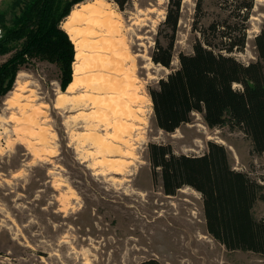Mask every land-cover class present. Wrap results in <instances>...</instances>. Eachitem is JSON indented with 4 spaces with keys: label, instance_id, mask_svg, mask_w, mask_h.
<instances>
[{
    "label": "rangeland",
    "instance_id": "obj_1",
    "mask_svg": "<svg viewBox=\"0 0 264 264\" xmlns=\"http://www.w3.org/2000/svg\"><path fill=\"white\" fill-rule=\"evenodd\" d=\"M11 1L0 5V12H10ZM169 1L129 0L122 8L116 0H105L120 15L125 29H132L127 39L137 56L138 82L124 98L133 111L120 119L122 129L107 126L105 116L113 124L119 121L113 107L56 108L58 94L67 90L60 87L59 67L48 61H31L19 73L14 89L1 100L0 264H143L152 259L160 264H264L259 255L231 252L208 234L198 191L184 187L176 195H166L153 180L150 143L171 145L178 155L202 156L207 143L214 141L229 150L235 170L264 183V154L251 153V142L243 132L228 127L209 129L199 114L172 134L156 127L149 88L178 68V55L192 52L195 37L192 24L198 0H182L172 70L154 62L157 41L166 44L160 26ZM214 11H218L216 6L208 2L205 14ZM263 22L264 0H256L248 45L234 55L244 64L256 60L255 36ZM8 57H0V65ZM125 65L134 69L133 61ZM21 73L24 78H19ZM26 84L35 91L31 98L41 114V127L52 130L48 142L39 143L35 135L41 132L33 121L36 113L19 107L24 96L31 95L22 92ZM80 112L88 118L79 119ZM97 127L101 135L109 132L126 143L111 140L114 147H97L83 137ZM103 161L122 165L112 167ZM255 213L264 218V202L257 203Z\"/></svg>",
    "mask_w": 264,
    "mask_h": 264
},
{
    "label": "trees",
    "instance_id": "obj_2",
    "mask_svg": "<svg viewBox=\"0 0 264 264\" xmlns=\"http://www.w3.org/2000/svg\"><path fill=\"white\" fill-rule=\"evenodd\" d=\"M85 1L12 0L10 12H0V57L9 56L0 65V102L14 89L23 68L36 60L56 64L60 87L68 89L76 48L62 25ZM116 1L123 8L129 0ZM210 1L218 11L207 15ZM255 6L256 0L197 1L192 52H181L178 68L149 88L158 130L175 133L199 114L209 129L243 132L251 153L264 154V22L255 36L256 60L244 64L234 56L248 45ZM181 10L182 0L169 1L160 26L166 44L157 41L152 55L156 64L171 70ZM207 146L205 154L196 156L150 143L155 184L172 196L184 187L198 191L208 234L231 252H252L264 259V218L255 213L257 203L264 202V183L235 170L224 145L209 141ZM143 264L160 263L152 259Z\"/></svg>",
    "mask_w": 264,
    "mask_h": 264
},
{
    "label": "bare ground",
    "instance_id": "obj_3",
    "mask_svg": "<svg viewBox=\"0 0 264 264\" xmlns=\"http://www.w3.org/2000/svg\"><path fill=\"white\" fill-rule=\"evenodd\" d=\"M80 26L84 27L80 28ZM62 27L76 47V58L73 64V82L66 92L58 94L56 108L82 110L89 105H93L100 110H110L113 107L114 111L112 113L115 116L118 115L119 121L113 124L105 116L107 126L122 129L123 124H120V119L124 116L126 117V112L132 114L133 111L132 107L124 102V98L130 96L128 90L133 89L135 83L138 82L135 75L137 56L132 54L131 43L127 39L129 32L133 34L132 29L130 31L125 29V24L120 15L105 0H94L91 3L80 5L78 9L72 11L71 15L64 21ZM117 36L121 38L116 40L111 38ZM90 37H98V39L90 41ZM138 39L142 41L144 38L139 36ZM140 45L143 46V43ZM105 52L110 53L112 56L106 57L100 54H105ZM128 61H131V63L133 61V70L126 68L125 64ZM108 73H114L116 76L111 77ZM24 77V74L21 73L19 78ZM119 87H124L125 90L120 92L118 91ZM27 91L31 95H25L24 103H20L19 107L24 112L32 109L36 113L37 116L33 118V121L34 124L39 126L41 132L35 135L38 136L39 143L48 142V134L52 130L41 127L38 121V115L41 114L33 106L34 99L31 98L32 95H35V91L28 90L26 84L22 92ZM81 91L84 94H79ZM102 93L106 94V97ZM87 118L84 112H80L79 119ZM91 130H94L92 134L84 135L83 137L93 141L97 147H114L111 140L126 143L121 137L109 132L106 135H101L98 127ZM53 137L56 138L57 135L53 134ZM103 164L112 167L116 165L121 167L122 165L117 161H113L112 163L103 161Z\"/></svg>",
    "mask_w": 264,
    "mask_h": 264
},
{
    "label": "crops",
    "instance_id": "obj_4",
    "mask_svg": "<svg viewBox=\"0 0 264 264\" xmlns=\"http://www.w3.org/2000/svg\"><path fill=\"white\" fill-rule=\"evenodd\" d=\"M4 1H6V0H0V5H1Z\"/></svg>",
    "mask_w": 264,
    "mask_h": 264
}]
</instances>
